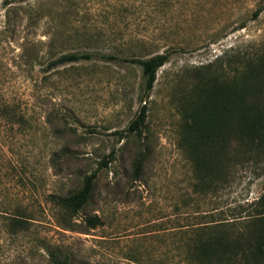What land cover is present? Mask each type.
Listing matches in <instances>:
<instances>
[{"label":"rangeland","instance_id":"obj_1","mask_svg":"<svg viewBox=\"0 0 264 264\" xmlns=\"http://www.w3.org/2000/svg\"><path fill=\"white\" fill-rule=\"evenodd\" d=\"M263 47L264 0H0V87L26 117L1 137L0 264H53L52 251L70 264H191L188 231L252 211L264 192L252 162L218 186L195 176L219 123L230 137L232 56ZM68 52L120 59L50 65ZM162 52L147 91L121 58ZM144 103L145 124L129 130ZM94 171L86 205L56 203Z\"/></svg>","mask_w":264,"mask_h":264},{"label":"trees","instance_id":"obj_2","mask_svg":"<svg viewBox=\"0 0 264 264\" xmlns=\"http://www.w3.org/2000/svg\"><path fill=\"white\" fill-rule=\"evenodd\" d=\"M262 10L263 7L257 8L253 16L257 17ZM95 56L102 60L120 59L115 54L68 52L54 59L50 65L58 67L81 60H90ZM169 58V52H162L145 58L123 57L121 59L141 66L146 80L145 89L149 91L153 88L158 69ZM230 65L232 66L230 102L225 113L231 138L224 139L222 123H219L218 130L211 134V148L203 152H209L208 156H211L213 160L208 161L207 165L201 160L195 168L197 182L206 186L215 183V186H218L225 182L227 177L235 172L237 165L245 166L252 162L258 165L257 176L264 173V89L260 88L259 79L255 73L264 71V47L247 55L236 52L230 60ZM201 85L202 82L197 83L196 88L200 89ZM196 94L200 96V91ZM147 110L146 103L142 104L138 114L130 122L129 130L140 131L145 124ZM189 117L192 118V123H195L192 114ZM6 121L15 124L26 121V117L21 107L7 99L6 90L0 87V144L1 137L6 131ZM217 141L219 148L215 151ZM227 147L234 149L232 154L225 153ZM141 157L137 159L134 166V179L140 176ZM207 166L214 167L207 168ZM96 177V171L90 173L85 177L79 190L68 195L56 196V203L66 210L77 212L88 203ZM252 205L253 210L246 214L238 213L231 219L220 218L201 222L194 226L191 232L188 231L184 249L187 262L191 264H264V192ZM88 221L93 226L100 223L98 215L89 217ZM51 260L53 264H70L68 257H63L56 251L51 252Z\"/></svg>","mask_w":264,"mask_h":264}]
</instances>
